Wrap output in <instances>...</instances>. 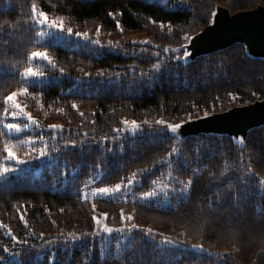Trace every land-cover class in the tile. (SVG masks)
I'll return each mask as SVG.
<instances>
[{
    "label": "trees",
    "instance_id": "trees-1",
    "mask_svg": "<svg viewBox=\"0 0 264 264\" xmlns=\"http://www.w3.org/2000/svg\"><path fill=\"white\" fill-rule=\"evenodd\" d=\"M33 6L63 29L40 25ZM259 6L264 0H0V169H8L0 255L18 253L10 264H264V125L244 141L167 128L264 99V58L244 44L170 58L218 7ZM139 34L147 41L131 38ZM27 67L43 76L29 79ZM12 92L35 132L4 128L28 122L11 117ZM8 148L25 156L9 158ZM99 188L110 194L93 197ZM127 216L133 225L123 226Z\"/></svg>",
    "mask_w": 264,
    "mask_h": 264
},
{
    "label": "water",
    "instance_id": "water-1",
    "mask_svg": "<svg viewBox=\"0 0 264 264\" xmlns=\"http://www.w3.org/2000/svg\"><path fill=\"white\" fill-rule=\"evenodd\" d=\"M217 11L212 24L194 37L190 58L215 53L238 43L244 44L252 56L264 58V6L235 14L221 7ZM263 125L264 99L196 121L180 135L184 138L213 133L241 136L245 140L250 129Z\"/></svg>",
    "mask_w": 264,
    "mask_h": 264
},
{
    "label": "snow or ice",
    "instance_id": "snow-or-ice-1",
    "mask_svg": "<svg viewBox=\"0 0 264 264\" xmlns=\"http://www.w3.org/2000/svg\"><path fill=\"white\" fill-rule=\"evenodd\" d=\"M33 15L34 17L36 18L37 22L40 24V25H44L46 22H47V14L45 12H39L37 13L36 12V9H35V6H33ZM53 24H55L56 22L53 21L52 22ZM117 26L119 27V22L117 21ZM61 29H63V25L61 24L60 25ZM163 27V25L161 24V28ZM67 32L68 33H72V29L69 28L67 29ZM75 35L77 36H81V35H84V36H87V33H75ZM185 39H188V37H185ZM97 43H99V41H97ZM135 43V42H134ZM165 51H168V49H165ZM173 56L170 57V58H175V59H181V54H182V58L184 60V62H187V58L191 56V52L190 50L187 48V46H184L182 49H173ZM30 58H41V59H44V60H47L49 61V63H51V60L50 58L48 57L47 53L46 52H31L30 54ZM53 67H55V65H52ZM153 68L156 70V71H159L160 69V63H156L153 65ZM61 72L63 71V69L60 70ZM24 75L26 77H28L29 79H35V78H38V77H42L43 76V73H38L36 71H34L33 68L31 67H27L24 69ZM117 75H119L117 73ZM22 91L24 92H27L28 89L27 88H24L22 89ZM231 95V94H229ZM16 97H17V92H12L10 93L8 96H6L5 100L6 102H11L12 105H13V110L11 111L10 115L12 118H16L18 115L19 116H26L27 120L31 121L32 123L36 124L38 123L37 121H35L33 119V117L31 116L30 113H25L24 112V109L22 107V105H20L19 103L16 102ZM73 108L76 107L75 104L72 105ZM9 115L8 113V110L5 109V116ZM125 124L129 123L128 121H124ZM133 125L136 124L135 121H132L131 122ZM158 124H166V122L164 120H160V121H157ZM21 127L22 125L19 124V123H5L4 124V128L7 129L9 132L15 130L16 132H19L21 130ZM26 127V125H25ZM51 128L55 129L57 128L58 126H55V125H52L50 126ZM181 127L180 124H167V128L168 130H170V132L172 133H176L177 130ZM73 146L75 145V141L72 142ZM33 151H35V149H33ZM7 152H8V156L9 158H14L15 157V153L12 151L11 148H8L7 149ZM171 152H176V148H172L171 149ZM171 152L169 153V155H171ZM40 155L43 156L45 155V152H44V149H41L40 150ZM19 163H24V161H18ZM8 169L7 168H3V169H0V179H6V176L4 175L5 173H7ZM129 184L132 183L131 180L128 181ZM183 183V182H181ZM192 184V180H189L188 181V185H191ZM120 187L121 185L120 184H117L115 185V190L116 191H119L120 190ZM187 189V185H185L184 187H182L180 189L181 192H184L185 190ZM98 191L100 192H109L110 189L108 188H99ZM144 195L146 197H151L154 195V193L152 192H145ZM106 215V214H105ZM121 217L122 219L124 218L123 217V213H121ZM21 219H23V217H21ZM97 221V224H99V219L98 218H95ZM128 219H131V217H128ZM104 231L105 232H108V233H111L113 231V229L107 227V225L104 226ZM71 235V234H70ZM12 239H16V237H12ZM73 239H75V237H73ZM19 242V241H17ZM197 251H202L203 250V246L202 245H194L193 246ZM2 251L4 252H8L9 250L7 248H4L2 249ZM18 253L16 252H11L9 253V256L8 257H5L3 255H0V264H10V260L12 258H14L15 256H17Z\"/></svg>",
    "mask_w": 264,
    "mask_h": 264
},
{
    "label": "rangeland",
    "instance_id": "rangeland-1",
    "mask_svg": "<svg viewBox=\"0 0 264 264\" xmlns=\"http://www.w3.org/2000/svg\"><path fill=\"white\" fill-rule=\"evenodd\" d=\"M218 8H220V7H218ZM217 8V9H218ZM217 9H216V11H215V13H214V15H213V18H214V16L217 14ZM53 21H55L56 23L55 24H53L52 22ZM212 22H213V19H212ZM212 22H211V24H212ZM63 25V23L61 22V21H58V20H52V21H50V20H47V22L45 23V25L47 26V27H50L51 25L53 26V27H55L56 29H61V27H60V25ZM200 33V32H199ZM199 33H197V34H199ZM197 34L196 35H194V36H192L190 39H189V41H188V43L185 45V46H187V48L190 50V52H191V55H192V51H191V47H192V44H193V39H194V37H196L197 36ZM133 40H142V41H147V37H145L144 35H141V34H139V35H133L132 37H131ZM191 57V56H190ZM189 57V58H190ZM21 105V104H20ZM235 108H238V107H235ZM232 109H234V108H232ZM232 109H230V110H232ZM230 110H228V111H230ZM24 112L25 113H28V112H26L25 110H24ZM216 114H218V113H215V114H210V115H205V116H202V117H199V118H197V119H193V120H189V121H187V122H185V123H183V124H180L181 125V127L177 130V132L174 134L175 136H177V137H180V138H182V136L180 135L184 130H186L187 129V127H188V125H192V124H194V122H196V121H199V120H201V119H204V118H207V117H209V116H213V115H216ZM17 118H21V119H26L27 120V118H26V116H17ZM19 124H21L22 125V127H21V130L20 131H22L23 129H30L32 132H35L36 131V129H32V126L34 125V123H32L31 121H29L28 120V122H26L25 124H22V123H19ZM25 125H26V127H25ZM133 128H136V125H134V126H129V129L130 130H132ZM19 131V132H20ZM12 132H14V133H17L15 130H13ZM234 139H237V140H239V139H242L243 141H244V138L243 137H241V136H239V137H234ZM26 143V142H25ZM15 146H17V147H19L20 145H15ZM21 151H23V150H19V149H14L13 150V152L15 153V157L14 158H19V160H22L21 158H23L24 156H25V154H20L21 153ZM19 155L21 156V158L19 157ZM159 191H160V193H162L163 195L164 194H167V192H171V191H169V190H166L165 188L163 189V188H160L159 189ZM108 194H110L109 192H100V191H98V189L97 190H95L94 191V196L93 197H98V196H102V197H106V196H108ZM158 194V193H157ZM128 217V216H127ZM127 217H125V219H124V225L123 226H131V225H133V223H132V220L131 219H128ZM131 220V221H130ZM99 226H100V228L104 231V226H105V224H104V222H103V220L102 219H99ZM117 231V229H115V231H112L111 233H113V232H116ZM194 245H197V244H193V245H191L192 247L194 246ZM193 249H195L194 247H193ZM196 250V249H195ZM208 250V249H207ZM206 250V248L205 247H203V250L202 251H207ZM197 251V250H196ZM202 251H199V252H202ZM209 252V251H208Z\"/></svg>",
    "mask_w": 264,
    "mask_h": 264
}]
</instances>
